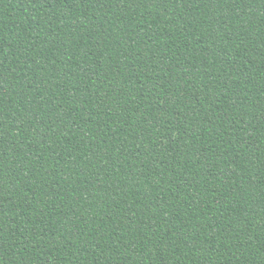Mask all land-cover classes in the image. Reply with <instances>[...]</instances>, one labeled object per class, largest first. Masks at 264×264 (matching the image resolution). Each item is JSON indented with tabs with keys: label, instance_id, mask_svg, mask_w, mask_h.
<instances>
[{
	"label": "trees",
	"instance_id": "1",
	"mask_svg": "<svg viewBox=\"0 0 264 264\" xmlns=\"http://www.w3.org/2000/svg\"><path fill=\"white\" fill-rule=\"evenodd\" d=\"M0 81V264H264V0H0Z\"/></svg>",
	"mask_w": 264,
	"mask_h": 264
},
{
	"label": "snow or ice",
	"instance_id": "2",
	"mask_svg": "<svg viewBox=\"0 0 264 264\" xmlns=\"http://www.w3.org/2000/svg\"><path fill=\"white\" fill-rule=\"evenodd\" d=\"M125 2L127 3H131V4H136V5H140V6H144L145 4H148V3H152L154 2V0H125ZM240 0H224V3H239ZM0 83H2V81H0ZM2 93V92H0ZM2 107V106H0ZM0 127H2V125H0ZM209 132H211V129H208ZM3 149V140L0 139V161L3 160L4 158V152L2 151ZM3 180V164L0 163V181ZM2 218V217H0ZM3 229V225L0 224V230ZM3 231H0V234H2ZM0 238H2V236H0Z\"/></svg>",
	"mask_w": 264,
	"mask_h": 264
}]
</instances>
